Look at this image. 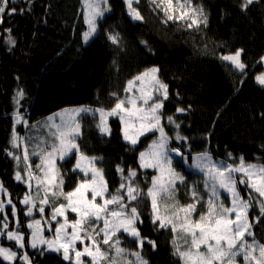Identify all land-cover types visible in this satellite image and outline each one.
Here are the masks:
<instances>
[{"label":"snow or ice","instance_id":"1","mask_svg":"<svg viewBox=\"0 0 264 264\" xmlns=\"http://www.w3.org/2000/svg\"><path fill=\"white\" fill-rule=\"evenodd\" d=\"M148 2L153 11L160 9L164 13L163 23L183 21L185 28L197 31L201 25L207 27V14L193 0ZM256 2L240 0L238 7L241 12H247ZM15 3L16 0H0V24L4 23L5 14L30 12L34 0H21L26 6L19 9L9 8ZM85 3L87 30L82 33V40L88 44L99 34V20L111 8L109 0H85ZM125 3L129 17L143 22L144 17L133 7L139 0H125ZM5 32L8 33L6 43L14 48L16 39L11 35L12 30L5 29ZM106 35L112 45L123 50L119 33ZM140 43L152 51L147 41ZM243 54L244 49L239 48L219 58L247 76L249 65L242 59ZM257 63L264 65V56ZM160 71L159 66H153L129 79L124 88L125 97H117L111 109H65L63 114H55L60 117L59 123L54 122V117H48L47 133L37 137H23L16 131V125L29 127L21 111L24 91L17 90L11 138L4 151L15 161L13 179L27 189L19 203L25 206L23 215L30 219L26 225L22 224L12 193L0 181V237L12 242L10 247L0 246L3 261L35 264L34 256L27 251L30 248L40 256L59 254L66 264H149L142 255L144 246L149 245L155 252L158 244L142 235L138 227L144 224L142 209L148 208L153 229L171 233V255L177 258V264H238V258L243 264H264V243L255 234V229L264 223V160L246 163L241 156L236 163L229 152L228 160L233 161L229 163L228 160H214L207 150L191 153L189 138L181 135L182 121L178 120L179 116L191 111V105L177 106L175 115L164 117V102L170 97L169 86L160 79ZM254 79L264 87V72ZM112 95L117 96L116 93ZM175 95L180 98L179 92ZM87 114L94 117L98 114L96 127L107 137L112 134L108 118H118L122 124V139L133 149L141 137L156 136L148 150L141 151L138 156L139 170L153 171L150 181L145 177L146 190L141 187V172L121 165L116 166L119 186L114 192L109 190L104 170L96 166L99 158L86 155L77 142L83 134L80 119ZM259 115L264 119V113ZM165 120L174 131L173 136L165 131ZM208 136H205L206 141ZM173 141L187 146L188 155L182 147H170ZM29 144L34 145L31 151ZM73 156L75 163L71 172L82 175L74 189L65 192V175L58 161L65 162ZM188 156H191L190 164ZM32 157L39 162H34ZM174 157L200 173L201 181L189 184L174 166ZM240 186L248 190L247 198L241 195ZM182 187L190 201L184 204L178 199ZM61 199L64 202L58 203ZM254 207L258 214L250 219L249 213ZM9 208L12 226L6 211ZM69 213L75 214V218L69 219ZM23 228L29 231L26 233ZM45 232L52 235L46 236ZM124 236L130 238L136 250L129 251L122 246ZM78 244L81 247H77Z\"/></svg>","mask_w":264,"mask_h":264},{"label":"trees","instance_id":"2","mask_svg":"<svg viewBox=\"0 0 264 264\" xmlns=\"http://www.w3.org/2000/svg\"><path fill=\"white\" fill-rule=\"evenodd\" d=\"M195 2L208 17L207 27L201 25L199 31L178 23H163L149 10L146 0L135 3L143 22L129 17L125 0H109L112 11L99 20V34L88 44L82 40V33L87 30L83 0H34L30 12L5 14L4 23L0 24V179L18 204L21 219L24 215L19 199L27 189L13 179L15 161L4 151L9 147L18 89L24 91L21 111L29 124V127L21 125L19 131L25 137H34L35 127L31 126L64 107L111 109L117 97H125L124 88L129 79L159 66L160 79L169 86L164 117L175 115L177 106L191 105L189 113L178 117L182 121L180 133L189 138L191 153L207 150L218 159L228 160L230 152L236 163L241 156L246 163L264 160V119L259 115L264 113V87L254 79L264 72V65L257 63L264 56V0H257L247 12L240 11V0ZM13 6L19 9L26 5L16 0L9 8ZM9 28L16 39L14 48L6 43L5 29ZM111 30L120 34L122 51L107 39L106 34ZM141 40L148 42L151 52ZM239 48L244 49L242 59L249 65L247 76L219 58L220 54ZM80 123L81 150L99 158L96 164L104 170L109 190L114 192L120 183L117 165L140 171L141 187L146 190L145 177L150 181L153 171L139 170L138 156L156 136L141 137L133 149L123 141L122 124L116 117L108 120L110 137L99 133L98 114L95 117L87 114ZM164 123L165 131L173 136L171 126L166 120ZM171 146L182 147L188 155L187 146L175 141ZM32 147L29 144L30 151ZM74 163L75 156L65 162L58 161L65 175V192L72 191L82 175L71 172ZM240 191L247 198L248 190L240 186ZM142 212L144 224L138 225L141 234L158 244L155 252L145 244L142 255L149 264H177V258L171 255V233L155 231L148 219V208ZM257 214L254 207L250 219ZM255 234L264 243V223L255 229ZM3 242L12 246V242ZM122 246L136 250V245L126 236L122 237ZM29 253L34 256L35 264H66L59 254L40 256L32 249ZM0 264L9 262L0 258Z\"/></svg>","mask_w":264,"mask_h":264},{"label":"rangeland","instance_id":"3","mask_svg":"<svg viewBox=\"0 0 264 264\" xmlns=\"http://www.w3.org/2000/svg\"><path fill=\"white\" fill-rule=\"evenodd\" d=\"M193 2H194V4L198 5V4L195 2V0H193ZM173 3H175V0H173ZM146 4H147V6L149 7V10L152 11L155 15H157V16L161 19V21H162L163 18H164V13H163L160 9H156V11H153V10H152V7H153V6H150L148 0H146ZM109 5H110V4H109ZM133 7L135 8V3H133ZM110 8H111V7H110ZM85 11H86V3H85V0H83V14H84ZM111 11H112V8H111ZM111 11H110V12H111ZM110 12H108V13H110ZM204 12H205V11H204ZM106 14H107V13H106ZM176 14L178 15L179 13L177 12ZM168 23H178V24L183 25V21H176V22L169 21ZM165 24H167V23H165ZM98 27H99V25H98ZM110 32H111V33H118L116 30H111ZM119 35H120V34H119ZM221 55H222V54H220L219 57H220ZM225 62L228 63V64H230V63L227 62V61H225ZM144 71H145V70H144ZM15 104H16V102H15ZM16 107H17V105H16ZM78 107H89V108H93V107H90V106L74 105V106L64 107V108H62V109H60V110H58V111H56V112H53V113H51L50 115H48L44 120H42L41 122H38V123L35 124V125H38V127H35V129H34V137L41 136V135H44V134L47 133V131H48V127H49V124L46 123V122L48 121V117H50V116L54 117V122H55V123H59V121H60V117L56 116V115H55L56 113H62V114H63V112H64L65 109H72V108H78ZM93 109H94V108H93ZM110 118H115V117H109L108 120H109ZM25 119H26V118H25ZM20 126H21V125H16V131H17L19 134H20V131H19V127H20ZM24 131H25V130H24ZM53 131H54V129H53ZM20 135L23 136V137H25L24 134H20ZM157 135H158V134H157ZM155 139H156V138H155ZM77 142H78V141H77ZM151 143H152V142H151ZM33 146H34V145H33ZM170 147H172L171 144H170ZM148 148H149V147H148ZM148 148H147L146 150H148ZM146 150H145V151H146ZM212 157H213L214 160H222V159H218V158L214 157L213 155H212ZM33 158H34V157H32V160H33ZM35 162H37V163L39 162V161L37 160V158H36ZM188 163H189V164L191 163V159H190V161H188ZM229 163H230V162H229ZM251 163H252V162H251ZM96 166H97V164H96ZM174 166L177 168L178 171H180L182 174L185 175V177L187 178L189 184H191L193 181H201V174L198 173V172H195V171L192 170V169H189V168L187 167V165H185V164H183V163L180 162V160H179L178 157H174ZM0 181H1V179H0ZM7 190H8V189H7ZM225 195H226V194H225ZM89 198H90V195H89ZM178 199L180 200V202H181L182 204L190 202L188 196H187L186 193H185V189H184L183 187L181 188V190H180V192H179V194H178ZM14 202H15V201H14ZM60 202H64V201L61 199L60 201H58V203H60ZM225 203L228 204L229 201H228V200H225ZM21 205H22V204H21ZM16 206H17V209H18V218L20 219V221L22 222V224H25V225H26L30 218H28V217H26V216L24 215V218L21 219V217H20V215H19V207H18V204H17V203H16ZM22 207H23L22 212L24 213V211H25V206L22 205ZM6 211H7L8 214H9L10 226H12V218H11V214H10V208H9V209H6ZM47 212H48V210L46 209V214H47ZM68 215H69V219H74V218H75V214H73V213H69ZM36 218H39V216H36ZM22 230L25 231L24 229H22ZM25 232H26V231H25ZM45 235H46V236H51L52 233H50V232H45ZM26 239H27V237H26ZM5 240H6V239L0 237V246L10 247V245L5 244V243L3 242V241H5ZM6 241H7V240H6ZM77 247H81V246L78 244ZM29 249H30V248H29ZM29 249H27L28 252H29ZM13 250H17V251H18V249H13ZM238 264H243L242 259L238 258Z\"/></svg>","mask_w":264,"mask_h":264}]
</instances>
